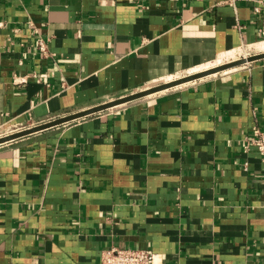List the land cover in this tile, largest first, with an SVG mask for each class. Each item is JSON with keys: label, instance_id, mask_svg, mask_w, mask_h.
I'll list each match as a JSON object with an SVG mask.
<instances>
[{"label": "crops", "instance_id": "obj_1", "mask_svg": "<svg viewBox=\"0 0 264 264\" xmlns=\"http://www.w3.org/2000/svg\"><path fill=\"white\" fill-rule=\"evenodd\" d=\"M254 45L264 0H0V132ZM256 128L264 59L1 145L0 264H100L111 247L264 264V162L245 150Z\"/></svg>", "mask_w": 264, "mask_h": 264}, {"label": "water", "instance_id": "obj_2", "mask_svg": "<svg viewBox=\"0 0 264 264\" xmlns=\"http://www.w3.org/2000/svg\"><path fill=\"white\" fill-rule=\"evenodd\" d=\"M262 59H264V53L258 54V55L252 56V57L232 61V62L223 64V65H220L217 67H213L211 69H207L205 71L194 73V74L185 76L183 78L152 87L150 89H147L145 91H141L139 93H135V94H132V95H129L126 97L119 98V99L111 101V102L104 103L102 105L93 107V108L85 110V111H81V112H78V113H75V114H72V115H69L66 117H62V118H59V119H56L53 121H49V122L43 123L41 125H38V126H35L32 128H28V129L22 130L20 132H17V133L11 134V135H7L5 137L0 138V146L7 144V143H10V142H13V141H16V140H19L21 138L33 135V134L54 128V127H58V126H62V125L71 123V122L76 121L78 119L91 116L93 114L108 110L110 108H114V107L129 103V102L150 96L152 94H155V93H158V92L170 89V88H174V87H177V86H180V85H183V84H186V83H189V82L201 79V78H204L206 76L221 73V72H224V71H227V70H230L233 68H237V67H240L242 65L251 63V62L262 60Z\"/></svg>", "mask_w": 264, "mask_h": 264}, {"label": "built area", "instance_id": "obj_3", "mask_svg": "<svg viewBox=\"0 0 264 264\" xmlns=\"http://www.w3.org/2000/svg\"><path fill=\"white\" fill-rule=\"evenodd\" d=\"M36 46L42 54H49L48 44L44 39H38ZM252 147L259 152L264 162V133L260 129L254 130V137L247 142L245 150L247 151ZM100 264H163V261L151 249L111 247L102 251Z\"/></svg>", "mask_w": 264, "mask_h": 264}, {"label": "rangeland", "instance_id": "obj_4", "mask_svg": "<svg viewBox=\"0 0 264 264\" xmlns=\"http://www.w3.org/2000/svg\"><path fill=\"white\" fill-rule=\"evenodd\" d=\"M262 53H264V50L262 48H260V47L258 48L257 45L250 46V47L248 46V47L233 51L231 53L225 54L220 60L218 59L212 65L206 66L204 68H213V66H220V65L232 62V61H236V60H239V59L252 57V56H255V55H258V54H262ZM181 77H183V76H181ZM158 85H160V84H158ZM39 125H41V124H39ZM35 126H38V125L21 127L20 129H17L15 131L9 130V131H6V132H0V138L5 137L7 135H11V134L17 133V132H20L22 130H25L26 128H32V127H35Z\"/></svg>", "mask_w": 264, "mask_h": 264}, {"label": "bare ground", "instance_id": "obj_5", "mask_svg": "<svg viewBox=\"0 0 264 264\" xmlns=\"http://www.w3.org/2000/svg\"><path fill=\"white\" fill-rule=\"evenodd\" d=\"M217 67V66H216ZM211 69V68H210ZM205 71V70H204Z\"/></svg>", "mask_w": 264, "mask_h": 264}]
</instances>
